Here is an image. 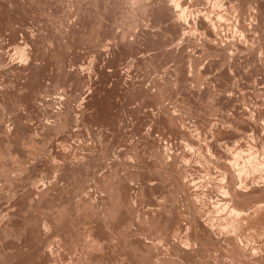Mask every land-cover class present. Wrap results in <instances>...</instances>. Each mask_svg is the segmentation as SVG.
<instances>
[{"label":"rangeland","instance_id":"obj_1","mask_svg":"<svg viewBox=\"0 0 264 264\" xmlns=\"http://www.w3.org/2000/svg\"><path fill=\"white\" fill-rule=\"evenodd\" d=\"M231 1L0 0V264H264V0Z\"/></svg>","mask_w":264,"mask_h":264},{"label":"bare ground","instance_id":"obj_2","mask_svg":"<svg viewBox=\"0 0 264 264\" xmlns=\"http://www.w3.org/2000/svg\"><path fill=\"white\" fill-rule=\"evenodd\" d=\"M227 1H228V0H227ZM232 1H233V0H232ZM232 1H231V2H232ZM224 4H225V3H224ZM226 4H227V3H226ZM230 5H231V4H230ZM246 5H247V4H246ZM180 6H181V4H180V5H178V4L176 5V7L179 9L180 13H184V12H183L184 10L180 9ZM217 6H219V5H217ZM174 7H175V6H174ZM181 8H183V7H181ZM147 12H148V11H147ZM178 14H179V13H178ZM180 15H181V14H180ZM136 16H137V15H136ZM210 21H211V20H210ZM150 22H151V21H150ZM200 23H201V27L204 28V27H205V26H204V22H203V21H200ZM206 31H207V30H206ZM206 31H205V32H206ZM203 32H204V31H203ZM22 40H23V39H22ZM207 42H208V41H207ZM24 44H26V43H24ZM27 44H28V43H27ZM22 48H23V47H22ZM16 49H17V48H16ZM4 50H5V49H4ZM19 51H23V50H19ZM24 51H25V49H24ZM17 52H18V51H17ZM27 53H28V51H27ZM20 54H21V52H20ZM23 55H24V54H23ZM22 57H23V56H22ZM26 58H27V57H26ZM22 60H23V58H22ZM257 71H258V70H257ZM250 79H251V78H250ZM258 107H259V106H258ZM241 113H242V112H241ZM261 116H263V114H262ZM263 117H264V116H263ZM263 117H262V118H263ZM260 118H261V117H260ZM263 120H264V118H263ZM263 120L261 119V121H263ZM174 122H175V121H174ZM258 128H259V127H258ZM259 129H260V128H259ZM209 131H210V130H209ZM248 131H249V130H248ZM261 131H262V130H261ZM216 133H217V132H216ZM205 134H206V133H205ZM244 136H245V135H244ZM228 141H229V139H228ZM262 141H263V140H262ZM215 142H216V141H215ZM225 144H226V143H225ZM236 144H237V143H236ZM230 145H231V143H230ZM227 146H228V145H227ZM231 146H232V145H231ZM249 147H250V146H249ZM214 148H215V147H214ZM222 148H223V147H222ZM238 148H239V147H238ZM242 151H243V150H242ZM232 152H233V151H232ZM234 152H235V151H234ZM236 153H237V152H236ZM217 154H218V153H217ZM233 158H234V157H233ZM257 161H258V160H256V162H257ZM259 163H260V162H259ZM251 164H252V162H251ZM251 164H250V165H251ZM263 164H264V163H263ZM251 166H252V165H251ZM261 166H262V165H261ZM257 167H258V166H257ZM263 167H264V166H263ZM225 168H227V167H225ZM255 168H256V167H255ZM253 169H254V168H253ZM261 169H262V168H260V170H261ZM249 170H250V169H249ZM256 170H257V169H256ZM241 171L243 172L244 170H241ZM241 171H240V172H241ZM262 171H264V170H262ZM222 172H223V171H222ZM250 173H251V172H250ZM260 175H261V174H260ZM235 179H236V178H235ZM262 179H263V177H262ZM257 180H258V179H257ZM248 181H249V179H248ZM256 185H257V184H256ZM263 185H264V184H263ZM245 186H246V185H245ZM249 188H250V187H249ZM249 188H247V189H249ZM232 189H233V188H232ZM235 190H236V189H235ZM244 191H245V190H244ZM247 191H248V190H247ZM262 191H263V190H262ZM229 192H230V191H229ZM259 192H260V190H259ZM232 193H233V191H232ZM232 193H231V194H232ZM248 193H249V192H248ZM249 194H250V193H249ZM249 194H248V195H249ZM242 196H243V195H242ZM245 196H246V195H245ZM254 197H255V196H254ZM249 200H250V199H249ZM252 200H255V199H252ZM262 200H263V199H262ZM239 201H240V200H239ZM244 201H245V200H244ZM244 201H243V202H244ZM263 201H264V200H263ZM248 202H249V201H248ZM260 202H261V201H260ZM240 203H241V201H240ZM243 204H244V203H243ZM247 205H248V204H247ZM255 205H256V204H255ZM252 206H253V205H252ZM239 207H240V206H239ZM245 207H246V205H245ZM261 207H262V206H260V205L256 206V207L254 208V209H255V212H256L257 210H258V211H259V210H260V211H263V209L261 210ZM246 208H247V207H246ZM247 209H248V208H247ZM250 209H251V208H250ZM250 209H249V210H246V211H250ZM222 210H223V208H222ZM240 210H241V209H240ZM240 210L233 209V210L230 212L231 215H232V218H231V215L229 216V214H228V216H229V220L231 219V222H227L228 225H229L230 223H232L233 225H235V224L237 223V224H238V227H240V225H239V224H240V223H239V222H240L239 219H241L240 216L243 217L242 214H246V215L248 214V212H247V213L244 212L245 210H243V211H240ZM252 211H253V210H252ZM258 211H257L256 213H253V212L251 213V211H250V213L253 214V215H254V214H255V215H256V214L259 215V214H258ZM260 214H262V213H260ZM246 215H245V216H246ZM245 216H244L243 219H241V221H243L244 224L246 223L245 221L248 220V218H247L248 216H247V217H245ZM224 217H225V216H224ZM251 217H252V216H251ZM225 218H226V217H225ZM257 218H258V217H257ZM259 219H260V218H259ZM254 220H255V219H254ZM214 221H215V220H214ZM220 221H221V220H220ZM222 222H223V221H222ZM234 222H236V223L234 224ZM254 222H255V221H254ZM257 222H258V221H257ZM261 222H262V221H261ZM211 223H212V222H211ZM227 223H224L225 226H226ZM252 223H253V222H252ZM259 223H260V222H259ZM215 224H216V223H215ZM215 224H214V226H215ZM224 224H223V225L221 224V225L224 226ZM237 224H236V225H237ZM248 224H249V223H247V225H248ZM257 224H258V223H257ZM263 224H264V223H263ZM228 225H227V226H228ZM230 225H231V224H230ZM245 225H246V224H245ZM245 225H244V226H245ZM216 226H217V225H216ZM218 226H220V225L218 224ZM218 226H217V227H218ZM227 226H226V227H227ZM241 226H242V224H241ZM251 226H253V225H251ZM258 226H259V225H258ZM258 226H256V227H258ZM236 227H237V226H236ZM236 227L233 228V226H232V228H233L234 230H235ZM238 227H237V228H238ZM242 227H243V226H242ZM260 227H261V226H260ZM224 228H225V227H224ZM237 228H236V229H237ZM245 228H246V227H245ZM261 228H262V227H261ZM220 229H222V228L220 227ZM226 229H228V228H226ZM229 229H230V228H229ZM252 229H253V228H252ZM258 229H259V228H258ZM263 229H264V228H263ZM222 230H223V229H222ZM224 230H225V229H224ZM237 230H238V229H237ZM245 230H246V229H245ZM249 230H250V229H249ZM249 230H248V231H249ZM255 230H256V229H255ZM259 230H260V229H259ZM238 231H239V230H238ZM238 231H237V232H238ZM241 231L244 232L243 230H241ZM237 232H236V233H237ZM256 232H257V231H256ZM245 233H246V232H245ZM254 233H255V232H254ZM241 234H242V233H241ZM250 234H251V233H250ZM258 234H259V233H258ZM262 234H263V233H262ZM239 235H240V233H239ZM259 235H260V234H259ZM240 236H241V235H240ZM249 236H251V235H249ZM253 236H254V235H253ZM245 237H246V234H245ZM254 237H255V236H254ZM249 238H250V237H248V239H249ZM251 238H252V237H251ZM243 240H244V239H243ZM250 240L253 241V239H250ZM260 240H261V239H260ZM252 241H251V242H252ZM248 242H250V241L248 240ZM255 242H256V241H255ZM255 242H253V243H255ZM253 243H252V244H253ZM249 244H250V243H249ZM247 248H248V247H247ZM20 257H21V256H20ZM12 259H13V258H12ZM16 261H17V260H16ZM179 262H180V261H179Z\"/></svg>","mask_w":264,"mask_h":264}]
</instances>
